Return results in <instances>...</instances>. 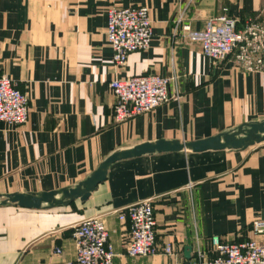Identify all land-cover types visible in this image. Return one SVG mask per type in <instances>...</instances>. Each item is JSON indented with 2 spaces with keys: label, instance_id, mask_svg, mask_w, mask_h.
<instances>
[{
  "label": "crops",
  "instance_id": "obj_1",
  "mask_svg": "<svg viewBox=\"0 0 264 264\" xmlns=\"http://www.w3.org/2000/svg\"><path fill=\"white\" fill-rule=\"evenodd\" d=\"M130 5L148 8L152 38L117 66L105 38L107 10ZM220 15L264 20V0H0V73L29 104L26 123L0 121V202L5 194L48 191L59 199L116 151L200 140L264 120V74L246 73L230 58L212 64L181 30L202 29ZM172 72L178 99L113 121L111 79ZM143 199L153 205L157 253L130 257L128 221L117 211ZM89 216L105 224L113 264H197L196 235L204 248L213 235L240 242L252 237V221L264 219V143L120 159L85 200L39 209L0 203V264H65L74 257L70 227ZM165 243L173 255L161 254Z\"/></svg>",
  "mask_w": 264,
  "mask_h": 264
},
{
  "label": "built area",
  "instance_id": "obj_2",
  "mask_svg": "<svg viewBox=\"0 0 264 264\" xmlns=\"http://www.w3.org/2000/svg\"><path fill=\"white\" fill-rule=\"evenodd\" d=\"M186 38L200 46L201 52L212 64L228 58L246 73L264 74V20L220 15L208 19L202 29L181 27ZM105 38L112 50V62L126 63L130 53L150 46L152 26L149 10L144 5L112 6L107 10ZM179 75L168 76L147 73L114 78L108 88L115 98L112 119L123 122L149 112L157 106L178 99ZM169 87L173 94H169ZM29 104L26 94L16 82L0 73V121L7 126L27 122ZM120 221H128L129 242L126 253L130 257H146L157 253L155 246V217L150 199H143L120 208ZM74 257L65 264H113L115 256L108 230L98 216L81 219L70 227ZM252 237L240 242H228L218 235L208 240L204 248L196 235L192 250L197 264H264V219L250 224ZM55 253H61L59 248ZM161 254L173 255L171 243H165Z\"/></svg>",
  "mask_w": 264,
  "mask_h": 264
},
{
  "label": "water",
  "instance_id": "obj_3",
  "mask_svg": "<svg viewBox=\"0 0 264 264\" xmlns=\"http://www.w3.org/2000/svg\"><path fill=\"white\" fill-rule=\"evenodd\" d=\"M264 143V120L243 123L236 130L223 132L200 140L179 142L177 140H157L152 143L139 144L127 150L116 151L109 155L85 180L74 187L63 188L60 198H56V191L41 192L38 195L29 193L5 194L0 203H15L20 207L39 209L43 203L49 206L66 204L74 199L85 200L95 189L98 183L106 177L108 167L115 161L147 153L162 151L189 150L192 152H203L207 150H245L255 144ZM187 246L185 251H190ZM186 253V252H185Z\"/></svg>",
  "mask_w": 264,
  "mask_h": 264
}]
</instances>
